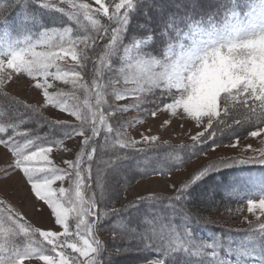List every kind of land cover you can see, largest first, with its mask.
Returning <instances> with one entry per match:
<instances>
[{"label":"rangeland","instance_id":"1","mask_svg":"<svg viewBox=\"0 0 264 264\" xmlns=\"http://www.w3.org/2000/svg\"><path fill=\"white\" fill-rule=\"evenodd\" d=\"M25 1L35 4L34 7L43 9L37 5L36 0ZM55 2L58 3L59 0H55ZM105 2L112 5L115 0H105ZM80 4L90 5L93 13L99 7L95 0H69V3L61 6L65 8L66 12L74 13L79 18V22L77 23L76 19H69L67 15L49 9L51 13L55 14L53 19H57L55 21L59 22L57 26L50 27L48 25L42 26V14L31 11L34 9L33 7L20 6L23 8L13 15L12 22H5L4 18L8 15V11L14 9L16 5L11 0L0 2V55H8L13 50H17L18 47H24L26 40L32 41L34 45L32 50L35 52H47L49 50L61 52L63 49L59 47L50 49L49 45L64 43V49H67L70 45L65 43L66 41L75 39L77 36L96 35V29L106 25L107 19L102 13L99 15L89 13L88 16H85L84 11L78 9ZM73 5L77 7H73ZM140 7L141 3L131 12L130 22L118 43L113 46L110 54L106 55L109 50L104 47V40L98 39L94 45L88 48L77 44V59H73L71 54H66L58 60L57 64L62 69L61 79H54L52 75L45 78L41 74H37L36 79H32L26 73H17L12 69H7L4 74L7 76L8 73H11V77L0 84V123H5L11 119L18 120L22 114L24 117L23 124L29 122V124L34 123L35 127L37 125L39 127V124L43 123V125L49 126V130L52 125L60 128V130L63 129V135L67 136L68 129L62 125H56L55 122L59 120L71 125H78L80 121L65 112L59 111L51 104L45 103L43 90L37 89L35 85L46 83L50 86L47 88L50 95L57 92L62 93L58 99L63 100L67 107L76 106L82 115L88 113L91 116L89 110L96 111L98 107L99 111L104 113L107 124L113 128V132L109 134L106 133L102 125H98L101 128V133L95 141L97 151L93 153L91 162V179H82L79 188H77L75 177H66L64 181H56L51 185L57 194H59V188L65 189V193L60 196V201L62 206L72 209L68 214L67 221L70 233L76 232L77 210H80V219L84 221L80 226V235L70 238L77 242V246L86 255L81 256L79 253H73L71 249H66L69 256L85 260L87 264V261L95 256L91 250L95 247L94 241H99L96 264H148L149 261H153L151 259L143 261L139 256L141 246L137 242L147 234H143V237L138 235L139 238L115 235L114 229L119 228V225L114 223L108 227L107 224H104L105 221H110V218L107 217L108 213L112 210L123 209L125 206L137 207V204L133 202L173 198L176 195L173 185L179 187L181 184L187 183L202 167L215 161L212 170L198 182L191 184L187 189L189 192L184 193L183 197L189 201H186L189 203L186 210L207 223L216 224L233 233L252 231L250 235L254 236V240L247 238L243 242L244 245L240 246L242 250L236 252L238 254L237 260L243 261L244 264H264V235L257 233L261 229V223L264 222V209L258 207L259 198H264V173L259 174L256 170V168L264 166V160L251 158L259 157L261 150H264V132L258 137L249 135L251 130H255L259 121L246 119L239 124L230 123L222 133L216 136L217 140H221L222 138L219 136H223L229 127L233 128L231 130L233 132H230L232 134L227 135L231 138L224 137V141L217 144L221 147L215 148V151H212V147L215 146L205 149L199 157L190 161L183 169L167 176L156 175L144 178L137 175L134 176L135 181L130 183L131 178L128 177L132 176H129V167L124 164H116L111 155L105 156L112 153L116 148L121 151L134 152L152 148L162 149V147L168 146L194 147L195 144L191 136L204 130L207 117L202 118L201 124L197 125L194 120L183 113L182 108H177L174 113L172 111H159L153 118L147 110L155 106L152 102L160 95L159 90H153L155 95L145 93L144 105L139 110L119 111V109L133 104L136 100V96L132 92L137 88L138 83H142L139 81L141 68L138 66V61L152 58L163 63L166 58L180 51L178 47L173 49L170 45L180 43L187 45L192 40H206L209 35L218 36L220 32L237 28L239 25H242L244 29H255L254 32H249V35H258L264 29V0H240L235 4L234 9L224 13L218 24L195 23L188 27L178 40L166 45L156 43L155 46L154 41L147 45L137 44L134 46L133 44L134 38L139 40L145 35L143 31L138 34L137 30L142 25H148L145 24L147 15L143 17L138 13ZM147 10L161 14L155 8L154 10ZM57 13H60V19ZM146 13L148 14V12ZM94 19L98 20L99 23L93 25L92 20ZM152 24H155V21H151V26ZM64 28H70L71 31L64 33ZM45 29H50V31L46 37L41 39L40 33H43ZM89 43L91 44V42ZM83 52L88 53L89 59L86 66L82 67L79 58ZM102 59L107 60V64L102 63ZM151 70L153 72L162 71L159 64L154 65ZM49 71L55 73L56 69L53 67ZM77 72L80 73L79 76L76 75ZM115 91H124L127 95L123 99L117 100ZM97 92H99V98L102 101L99 106L96 103ZM223 95L218 102V109L221 111L224 107ZM15 101L21 103H14ZM206 102L207 97L201 96L198 104L203 107ZM248 103H252V100L249 99ZM24 105H28L30 108L26 109L23 107ZM228 108L230 113L232 111L239 112L245 111L247 105L241 108L238 97L236 100H229ZM31 109H35V111ZM165 121L168 123L165 124ZM36 128L35 130L41 127ZM247 128L250 130H245ZM244 130L245 132H243ZM55 131H53L54 135L59 134L58 131ZM105 136H107V140H105ZM144 137H155V139L145 141ZM236 138H239V144L236 147H231L229 144ZM129 139L137 142L134 148L119 147L118 141L124 142ZM82 140L83 138L80 136L65 138L63 143H58L53 151L48 154V159L58 167L67 169L64 161L75 160L76 155L83 148ZM123 158L126 159L124 156ZM11 162H13L11 153L3 145H0V202H2L0 209L10 207L16 219V223L13 224L6 222L4 218H0V224L3 225L0 228V233H3L0 234V243H4L6 240L8 235L6 230L14 229L15 235L18 236L23 233L19 231V224H25L32 230L26 235L27 237L22 235L25 236L26 240L28 238L32 241L28 248L43 247V238L40 237L39 232L58 231L63 233L64 229L55 224V217L51 213V209L44 201L36 197L22 171L9 166ZM88 163L85 157L81 166L87 167ZM30 166L45 167L46 164L43 160L36 159L30 162ZM96 166H99L98 169ZM234 166L235 168L238 166L253 167H250L249 171L241 170L233 174V178H235L233 190L240 196L219 206L216 203L218 201L216 194L219 192V181L215 179L211 181L208 177L214 172L221 173L222 170L232 169ZM121 179L125 180L122 185ZM243 189L246 191H242ZM78 191L79 196H77ZM118 198H122V200L116 202ZM236 199L239 202L233 203ZM249 199H256L257 204L251 212L248 211L247 201ZM92 201H95L93 214L84 216L85 206ZM142 202H139L138 205ZM107 204H110L111 207L106 208ZM89 221H91V226H89ZM130 225L133 224L130 223ZM101 230H105V233ZM32 232H35V235H32ZM50 247L48 246V248ZM235 247L239 249L238 246ZM52 256L58 261L59 258L56 257L55 253H52ZM24 264H44V262L38 258H33L25 260Z\"/></svg>","mask_w":264,"mask_h":264},{"label":"snow or ice","instance_id":"2","mask_svg":"<svg viewBox=\"0 0 264 264\" xmlns=\"http://www.w3.org/2000/svg\"><path fill=\"white\" fill-rule=\"evenodd\" d=\"M36 3L39 7L60 12L67 15L69 19H76L77 23L79 22V18L74 13L66 12L65 8L61 6L69 3V0H59L58 3L55 0H36ZM95 3L99 5L95 9V13H93L92 8L88 4H80L78 9L83 10L85 16H88L89 13H93V15L102 13L107 19L108 23L106 25L96 29V35L77 36L75 39L66 41L65 43L70 45L67 49H64V43L49 45L50 49L56 47L63 49L61 52L51 50L35 52L32 50L34 47L32 41L26 40L24 47H18L17 50H13L8 55H0V84H3L5 79L11 77V73H8L7 76L4 74L7 69H12L17 73H26L32 79H36L37 74H41L45 78L52 75L54 79H61L60 73L62 69L57 64V61L66 54H71L73 59H77V44L88 48L94 45L98 39L104 40V47L109 50L106 55L110 54L113 46L118 43L129 24L131 12L141 3V0H115L112 5L106 4L105 0H95ZM145 6L148 9H152L163 7L164 5L155 3L154 0H146ZM73 7L77 6L73 5ZM156 15L157 13H153V19L156 18ZM92 23L95 25L99 21L94 19ZM209 23L211 24V21ZM141 27L144 26L142 25ZM177 27L178 25L175 24L174 19L170 20L165 23L163 28L158 29L159 36H156L153 30H149L141 39L136 40L134 38L133 44L134 46L137 44L147 45L154 40L161 42V37L164 40L165 37L170 35V31H174ZM49 31L50 29H45L43 33H40V38L46 37ZM70 31V28L63 29L64 33H69ZM254 31L255 29L253 28L244 29L242 25H239L237 28L220 32L218 36L209 35L206 40H192L187 45L183 43L170 45L173 49L178 47L180 51L166 58L163 63L152 58L139 60L138 66L141 68L139 81L142 83H138L137 88L132 92L136 96V100L133 104L121 108L119 111L139 110L144 105L145 93L155 95L153 91L155 89L159 90L160 95L152 102L155 106L147 110L153 118L156 117L159 111H172L174 113L177 108H182L183 113L194 120L197 125L201 124L202 118L207 117L204 130L198 131L191 136L194 144H201L209 140L214 141L216 136L222 133L224 128H227L230 123L239 124L246 119L259 121L255 130H251L249 135L251 137L260 136L264 132V29L258 35L248 34ZM224 34H227L229 39L223 43H217V38ZM242 35L247 38H241ZM177 39H179V34ZM88 59V53L83 52L79 58L80 65L82 67L86 66ZM102 63L107 64V60L102 59ZM157 64H159L162 71L153 72L151 69ZM53 67L56 72L50 73L49 70ZM76 75L79 76L80 73L77 72ZM210 75H215L221 80L227 77L232 83L231 86L215 91V107L205 110L199 106L198 101L201 98V93L209 85ZM35 87L43 90L45 103L51 104L59 111L75 117L80 123L71 125L65 121H56V125H62L68 129V135L57 140L50 137L47 133L41 134L33 129H22L20 125L24 123V117L21 114L18 120L11 119L5 123H0V145H3L13 157V162L9 166L22 171L36 197L48 205L55 217V224L63 228L64 231L63 233L58 231L39 232L40 237L43 238L44 246L36 249L24 247L21 250L14 239L15 230H6L8 233L6 240L4 243H0V264H24L25 260L33 258L42 260L44 264H86L85 260L69 256L66 251V249H71L73 253H79L81 256L86 255L77 246V242L70 238L80 235V226L84 223L80 219V210H77L76 232L70 233L67 221L68 214L72 209L62 206L60 201V196L65 193V189L63 187L59 188V194H57L51 185L56 181H64L66 177H75L77 188H79L82 179H91V162L93 153L97 151L95 141L101 133V128L98 125H102L106 133L109 134L113 132V128L107 124L104 119V113L100 112L98 107L96 111L89 110L91 116L88 113L82 115L76 106L67 107L63 100L58 99L62 93L57 92L50 95L47 91L50 86L46 83H37ZM222 94H224L222 98L224 107L221 111L218 109V102H220ZM96 95V103L99 106L102 103L99 98V92ZM126 95L127 93L124 91H115L117 100L123 99ZM238 97L240 98L241 108L244 105H247V108L245 111H232L230 113L228 102L230 99L236 100ZM249 99L252 100V103H248ZM257 101L259 102L258 104L256 103ZM14 103L20 104L21 102L15 101ZM23 107L26 109L30 108L28 105ZM31 110L35 111V109ZM89 120H91V123H89ZM164 123L167 124L168 122L165 121ZM43 126V123L39 124V127ZM73 136L83 138V148L76 155L75 160L64 161L67 169L58 167L48 159V154L53 151V148L58 143H63L65 138L70 139ZM149 139L154 140L155 137H144L145 141ZM105 140H107V136H105ZM118 143L120 148H134L137 142L129 139L124 142L118 141ZM237 144H239V138L233 140L229 145L236 147ZM217 147L221 146L215 145V147H212V151H215ZM85 157L89 163L87 167H82ZM251 158L264 160V150H261L259 157ZM36 159L43 160L46 166H30V162ZM220 162L222 163L223 161ZM214 163L215 161L202 167L187 183H183L179 187L173 185L176 195L171 199L181 200L188 187L208 174L212 170ZM161 175L165 174L161 173ZM79 195L78 191L77 196ZM139 202L133 203L138 204ZM247 204L248 211L251 212L257 206L256 199H249ZM94 205L95 201L87 204L85 206L86 210H83V215H92ZM258 207L264 209V198H259ZM0 218H4L6 222L16 223L13 210L10 207L0 209ZM89 226H91V221H89ZM2 227L3 225L0 224V228ZM261 229L264 230V222L261 223ZM19 231L28 235L32 230L28 225L19 224ZM132 231L134 232L135 229H132ZM32 235H35V232H32ZM185 235L190 236V232L185 233ZM94 244L95 247L91 250L95 253V256L88 260L87 264H96L100 242L94 241ZM169 244L173 253L184 251L187 247L182 239L179 243ZM48 246L51 247L48 248ZM147 246H154L151 235L148 236ZM208 248H212V245H208ZM52 253L56 254V257L59 258L58 261L53 258ZM211 255L215 256L216 254L212 252ZM148 264H164V262L153 260L149 261ZM175 264H182V258L179 255H176Z\"/></svg>","mask_w":264,"mask_h":264},{"label":"trees","instance_id":"3","mask_svg":"<svg viewBox=\"0 0 264 264\" xmlns=\"http://www.w3.org/2000/svg\"><path fill=\"white\" fill-rule=\"evenodd\" d=\"M12 1H14L16 5V10L14 8L8 11L10 15H6L7 20H11L10 16H12L14 10L17 11L19 7L17 5L19 0ZM239 1L240 0H154L155 3L163 4L164 6L155 8L161 14L159 15L157 13L156 18L152 19L153 12L147 10L148 8L145 6L146 0H141V7L138 13L143 17L147 15L145 24H148L146 25L148 27L144 26L139 28L137 33L139 34L143 31L146 35L149 30H153L154 34L159 36L160 33L158 29L163 28L165 23L174 19L178 27L174 31H170V35L165 37L164 40L163 37H161V42L155 40L153 42L154 46L156 43L166 45L178 40V34L179 37L183 35L189 25L194 23H209V21H211V23H218L223 18L224 13L234 9L235 4ZM21 3L24 4L25 7H33V10L36 9L37 12H41L44 25L57 26V24H59V22L55 21L57 19H53L55 14L51 13L49 8L40 9L37 6L34 7L35 4H30L25 0H22ZM149 10H154V8ZM146 12H148V14ZM57 14L60 19V13ZM151 21H155V24H152V26ZM46 126L45 124L41 128L37 127L39 128L37 129L34 123L29 124V122H27L20 127L22 129L34 128L33 130L36 128L37 130L35 131L38 133H47L50 137L57 140L66 137V135H63V129L60 130V128L51 125L49 130V126ZM235 127L237 128V126ZM232 129L233 128L229 127L223 136H219L222 138L221 140L215 138L214 141L209 140L202 144H195L194 147H191L192 149L189 147L179 148L168 146L162 147V149L152 148L149 150L143 149L144 151L126 152L116 148L112 153L106 154L105 156L111 155L116 164H124L129 167V176H132L128 177L129 179L131 178V180H129L130 183L135 181L137 175L138 177L141 176L146 178L161 175V173H163L167 176L177 170L183 169L190 161L199 157L205 149L222 143L224 137L231 138V136L228 137L227 135L232 134L230 133L233 132L231 131ZM55 130L58 131L59 134L54 135L53 131ZM245 130L249 131L250 128ZM245 130L243 132H245ZM37 142L39 143V141ZM173 155L175 156L173 157ZM105 156L103 155L104 158ZM123 156L126 159H124ZM104 158H102V160H104ZM99 166H96V168L98 169ZM250 167L253 166H245V170L248 171ZM258 169L264 172V166H260ZM258 169L256 168V170ZM234 173H237L235 166L232 167V169L227 168L226 170H222L221 173L214 172L208 177L211 181L214 179L219 181V192L216 194V199H218L216 203H218L219 206L236 198L234 194L237 193L233 190L235 181V178H233ZM124 181L125 180L121 179V185ZM231 190H233V192L230 193ZM187 192H189V190H187L185 194ZM119 198L116 202L122 200V198ZM186 201L189 202L188 199L184 197L179 201L171 198L146 200L139 205L137 204V207H132V205L117 211L112 210L107 215L110 221H105L104 224H107L109 227L117 223L119 228L114 229L113 233L117 236L119 235V237L125 236L127 238H132L136 236L139 238V236L143 237V234H147L137 242L141 246L139 256L143 261L150 260L152 257H158L160 261H163L165 264H175L176 255L182 258V264H228L225 260V256H229L233 253V251L236 250L235 246L240 247L244 245L243 242L247 238L254 240V236L250 235L252 231L233 233L216 224L207 223L202 218H198L194 213L186 210L187 207H189V203ZM235 202L239 201L236 199L233 203ZM105 207L109 208L111 206L107 204ZM114 212L116 213L114 214ZM130 223L133 225H130ZM132 229H135V231L133 232ZM101 231L105 233V230ZM187 232H190V236L185 235ZM257 233L264 235V230L259 229ZM23 234L24 233L14 236L15 242L20 246L21 250L24 247L28 248L29 244L32 242L28 238L26 240V235L24 234L25 236H22ZM149 235L152 236L153 247L147 246ZM250 236L252 237L250 238ZM181 239L186 243V250L173 253L169 243H179ZM208 245H212V248L209 249ZM240 249H242V247H240ZM212 252H215L216 255L212 256Z\"/></svg>","mask_w":264,"mask_h":264},{"label":"clouds","instance_id":"4","mask_svg":"<svg viewBox=\"0 0 264 264\" xmlns=\"http://www.w3.org/2000/svg\"><path fill=\"white\" fill-rule=\"evenodd\" d=\"M241 38H247L246 36H243ZM229 39V36L227 34H224L221 37L217 38V43H223L226 40ZM231 81L228 80L227 77L223 78L221 80L215 75H210L209 77V85L208 87L201 93V96L207 97V102L206 104L202 107L205 110L208 108H214L215 107V91L222 90L225 87L231 86Z\"/></svg>","mask_w":264,"mask_h":264},{"label":"bare ground","instance_id":"5","mask_svg":"<svg viewBox=\"0 0 264 264\" xmlns=\"http://www.w3.org/2000/svg\"><path fill=\"white\" fill-rule=\"evenodd\" d=\"M166 227V226H165Z\"/></svg>","mask_w":264,"mask_h":264}]
</instances>
